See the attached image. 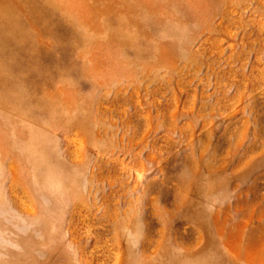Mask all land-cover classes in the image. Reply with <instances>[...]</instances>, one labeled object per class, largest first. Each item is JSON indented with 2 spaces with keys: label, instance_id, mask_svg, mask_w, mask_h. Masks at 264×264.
<instances>
[{
  "label": "rangeland",
  "instance_id": "obj_1",
  "mask_svg": "<svg viewBox=\"0 0 264 264\" xmlns=\"http://www.w3.org/2000/svg\"><path fill=\"white\" fill-rule=\"evenodd\" d=\"M0 264H264V0H0Z\"/></svg>",
  "mask_w": 264,
  "mask_h": 264
}]
</instances>
